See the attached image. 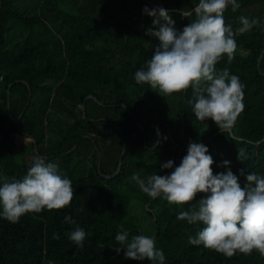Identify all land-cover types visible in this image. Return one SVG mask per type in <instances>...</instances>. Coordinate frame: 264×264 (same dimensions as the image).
Instances as JSON below:
<instances>
[{"label": "trees", "instance_id": "1", "mask_svg": "<svg viewBox=\"0 0 264 264\" xmlns=\"http://www.w3.org/2000/svg\"><path fill=\"white\" fill-rule=\"evenodd\" d=\"M153 1L170 11L177 31L195 18L194 12L185 17L182 11H193L199 2L0 0V175L22 178L42 157L58 163L74 190L70 205L62 209L26 213L16 223L0 216V264H153L125 258L123 248L115 250L120 247L117 233L127 232L129 240L142 234L128 214L131 200L145 201L146 195L130 177L140 167L136 162L153 163L159 175L170 174L190 141L208 147L214 174L230 168L242 187L247 174L264 176V0H237L240 8L224 13L234 31L242 15L260 21L234 37L231 64L224 55L216 65L217 70L227 67L246 86L244 110L225 133L210 118L196 119L187 103L191 88L164 97L150 85L136 83L135 72L146 68L159 43L145 34L154 26L143 9L158 7ZM28 140L33 156L17 162ZM75 158L91 163L86 175L74 173ZM168 160L174 161L173 168L162 169ZM205 195L197 193L183 205L149 199L163 264H264L255 249L227 258L189 244V236L195 237L204 225L177 216L198 207ZM69 215L75 224L64 221ZM76 227L87 234L82 248L68 236Z\"/></svg>", "mask_w": 264, "mask_h": 264}, {"label": "clouds", "instance_id": "2", "mask_svg": "<svg viewBox=\"0 0 264 264\" xmlns=\"http://www.w3.org/2000/svg\"><path fill=\"white\" fill-rule=\"evenodd\" d=\"M229 7L236 12L240 4L237 0H199L193 11H182L185 17H192L193 12L195 16L182 31L174 27L175 21L168 9L145 7L143 12L153 17L154 26L145 34L157 38L159 43L146 68L134 74L137 84H148L164 97L191 88L192 97L187 103L192 106L196 119L203 122L210 118L223 133L233 129L244 110L246 86L227 67L217 70L216 65L224 55L231 64L237 48L234 37L260 24L258 18L242 15L238 17L240 26L234 31L224 19ZM208 152L203 143L190 141L187 154L170 174L154 173L145 180L134 173L130 180L150 198H163L169 205L187 204L195 200L197 193L206 194L198 207L181 211L177 216L189 224L202 222L204 225L195 237L189 236V244L203 245L227 258L237 252L250 255L254 249L264 256V176L251 172L242 187L230 168L213 173L214 160ZM242 155L239 152V158ZM229 164L223 161V165ZM173 166L174 161L168 160L161 168ZM73 197L72 181L60 174L58 163L42 157L34 160L22 178L0 175V216L12 223L26 213L62 209L70 205ZM64 221L76 223L70 215ZM86 235L80 227L68 234L81 248ZM53 238L59 239V234ZM115 240L120 245L115 248L116 252L123 248L125 258L148 259L153 264H163L165 260L153 236L140 234L129 240L127 232H119Z\"/></svg>", "mask_w": 264, "mask_h": 264}, {"label": "rangeland", "instance_id": "3", "mask_svg": "<svg viewBox=\"0 0 264 264\" xmlns=\"http://www.w3.org/2000/svg\"><path fill=\"white\" fill-rule=\"evenodd\" d=\"M152 4L159 7V4L155 1H153ZM11 30L15 33L13 39H17L18 31L15 32V28L13 26ZM9 45L10 44L8 43L5 48H8ZM0 71H3V67L1 64ZM24 145H28L26 151L23 150L24 152L20 153V155L16 157L17 162H27L33 156L32 151H30L32 147L31 141L28 140ZM138 165H140V167L137 169L136 174H139L142 179L146 180L149 175L154 173L159 175L154 169L153 163L145 164L143 162H136L135 167H138ZM90 166L91 163L86 158H75L72 162V169L76 176L86 175ZM145 195V201H139L138 199L131 200L128 218L134 221L136 225H138L142 234L154 236V222L153 218L149 215L148 212V201L150 197L147 194Z\"/></svg>", "mask_w": 264, "mask_h": 264}, {"label": "water", "instance_id": "4", "mask_svg": "<svg viewBox=\"0 0 264 264\" xmlns=\"http://www.w3.org/2000/svg\"><path fill=\"white\" fill-rule=\"evenodd\" d=\"M11 85V84H10ZM8 94V102H9V93L7 92ZM30 104V99H29V102H28V105ZM82 110L84 111V108L82 107ZM83 116L85 117V113L83 112ZM0 141H1V137H0ZM120 165H121V161H119V164H118V167H117V171L119 170L120 168Z\"/></svg>", "mask_w": 264, "mask_h": 264}, {"label": "crops", "instance_id": "5", "mask_svg": "<svg viewBox=\"0 0 264 264\" xmlns=\"http://www.w3.org/2000/svg\"><path fill=\"white\" fill-rule=\"evenodd\" d=\"M108 177V176H107Z\"/></svg>", "mask_w": 264, "mask_h": 264}]
</instances>
